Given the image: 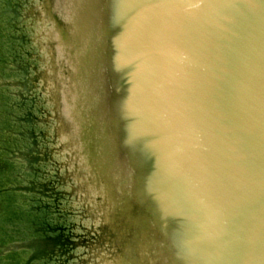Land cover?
I'll return each mask as SVG.
<instances>
[{
  "label": "water",
  "instance_id": "1",
  "mask_svg": "<svg viewBox=\"0 0 264 264\" xmlns=\"http://www.w3.org/2000/svg\"><path fill=\"white\" fill-rule=\"evenodd\" d=\"M0 264H264V0H0Z\"/></svg>",
  "mask_w": 264,
  "mask_h": 264
}]
</instances>
